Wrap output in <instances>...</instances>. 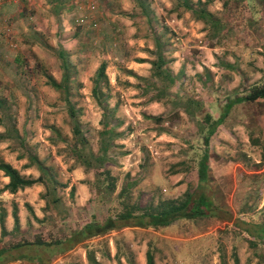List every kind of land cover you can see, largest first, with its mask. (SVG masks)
<instances>
[{"label":"rangeland","instance_id":"374dc122","mask_svg":"<svg viewBox=\"0 0 264 264\" xmlns=\"http://www.w3.org/2000/svg\"><path fill=\"white\" fill-rule=\"evenodd\" d=\"M202 1L209 11L224 12L220 17L232 26L215 35L176 0H127L129 5L122 0H43L44 7L31 5L23 16L0 22V160L37 178L41 172L31 160L37 157L50 172L43 174V182L10 193L0 170V212L7 229L0 234V247L36 236L63 239L92 218L115 216L124 202L155 206L200 190L197 163L205 148V113L213 118L228 98L264 83V17L253 30L241 0H228L225 11V0ZM259 8L264 9V0ZM80 17L85 22L79 23ZM160 55L161 69L173 74L181 88L174 89L165 70L157 72L151 64ZM130 59L152 65L146 77L129 70L142 94L137 89L130 94L134 100L127 101L131 83L102 84L99 103L92 88L100 63L106 73ZM51 79L62 87L52 86ZM213 97L216 104L210 102ZM71 106L86 145L72 132ZM105 110L114 134L103 150ZM223 122L208 142L210 177L202 190L215 206L233 214L235 224L221 212L128 234L112 230L71 252L77 264H82L83 248L99 257L98 264H137L132 242L141 252L145 245L154 264H235L236 258L238 264H264V241L252 236L255 224H264V102L239 104ZM122 188L127 193L120 197ZM110 249L115 257L120 253L130 259L104 257Z\"/></svg>","mask_w":264,"mask_h":264},{"label":"trees","instance_id":"16d2710c","mask_svg":"<svg viewBox=\"0 0 264 264\" xmlns=\"http://www.w3.org/2000/svg\"><path fill=\"white\" fill-rule=\"evenodd\" d=\"M179 6H182L185 10H188L192 15L197 19L202 21L208 28L209 31H213L215 35H219L222 31H226L229 26H232V21H224L220 15L224 12H212L207 9V1L202 0H176ZM241 0V6L249 9L248 0ZM259 1L254 0L253 4L259 7ZM229 1H223L222 9L224 11L227 9ZM232 3V1H230ZM240 3V2H238ZM245 4V5H244ZM226 8V9H225ZM259 12V11H258ZM229 19V18H228ZM246 28H249L247 19H244ZM252 24V23H251ZM252 29L254 30L257 26L252 24ZM263 52V51H262ZM157 70V72H163L161 69L164 60L162 55L158 56L155 61L151 63ZM105 63L101 62L98 66L95 74V80L93 81V94L98 98L99 103H101L103 96L101 85L108 86V78L105 73ZM166 79L168 82H174L170 75L166 72ZM55 79H51V84L54 87H62L60 83H56ZM103 95V94H102ZM262 103L264 102V83L253 84L248 93L236 95L232 98H228L223 105V109L220 112L219 116L216 119H213L209 113H205L204 121L207 124V131L203 136V143L205 148L201 154L198 163H197V177H198V188L197 192H186L182 198L177 199H165L154 205L142 206L137 203H127L124 202L122 209L117 212L115 216H108L103 221H98L95 218L90 219L86 222L80 229L72 232L66 238L63 239H48L44 240L41 236H36L33 241L22 240L20 242H15L10 244L7 247H0V264H6L8 262L23 260L36 264H48L51 262L55 255L62 254L67 250L72 249L78 244L85 242L86 240L95 237L104 235L112 230H118L123 227H161L171 224L176 219L186 218L191 219L198 216L210 215V216H219V213L223 212L226 214V219L235 224V221L232 219L233 214L230 211L219 208L215 206L213 201L206 195V192L202 188H206L209 182V152H208V142L212 134L215 132L216 127L221 124L226 118L229 112L239 104H252V103ZM73 106L69 109V116L71 117L72 132L76 138L80 136V141L82 145L87 144V139L82 135L80 123L77 120L75 113L73 111ZM103 121L100 134L106 135L105 140H102V148L106 150L108 147L107 141L110 138L111 134H114V128H110L109 120L107 119L108 111L103 113ZM262 116V114H259ZM249 116H254L251 113ZM248 116V117H249ZM247 117V115H246ZM161 121V117L155 119ZM79 140V139H77ZM81 150L80 152H82ZM31 160L35 162L41 174L37 178H28L19 172L18 169L13 167L11 164L0 160V170L4 173V176L8 177V182L5 184L4 188L10 193H15L19 189L31 186L36 182H43V174L50 173L49 170L39 161L37 157H31ZM103 174L109 177V171L103 169ZM50 184L54 186L55 180L52 175L49 176ZM110 187V186H109ZM126 189L122 188L119 192V196L122 197L126 194ZM222 216V215H221ZM14 217V228H18L19 222L16 214V210L13 212ZM237 223V221H236ZM238 224V223H237ZM235 226H239L238 225ZM249 224V223H247ZM256 231L252 236L256 239L264 241V227L260 224H255ZM245 230V229H244ZM0 234L3 237L7 234V229L4 225V212H0ZM0 237V242H1ZM19 251L16 255L13 254V251ZM42 252H46L47 255H42ZM86 255L88 260L95 261L92 257L91 252L87 251ZM96 262V261H95ZM97 263V262H96ZM146 264H154L153 255L149 250L146 251ZM222 264H226L222 261ZM235 264H238V259H235Z\"/></svg>","mask_w":264,"mask_h":264},{"label":"crops","instance_id":"0c3cea01","mask_svg":"<svg viewBox=\"0 0 264 264\" xmlns=\"http://www.w3.org/2000/svg\"><path fill=\"white\" fill-rule=\"evenodd\" d=\"M17 1H20V0H0V22H5L6 18L8 16H15V17L19 16V15L23 16V14H24V13H22L23 9L24 8L30 9L31 5H34V8H37V9L39 6L44 7V5L41 6V2L43 0H31V2L27 3V4L23 1H20V3L23 2L21 5L16 4L15 2H17ZM122 1L125 5L130 4V2H127V0H122ZM253 2H254V0H248V6H249L248 11H249V14L251 17V19L248 21H249V23H252L256 26H259L260 23L262 22L261 19L264 17V15H262L264 9L257 7L256 5H254L256 3L253 4ZM132 6H134V5H132ZM121 7L123 9L126 8L123 5ZM15 17L13 18L14 21L16 19ZM150 48H152V47H150ZM143 56H144V58H148V56H146V55H143ZM172 56H174V54ZM151 59L152 58H150V60ZM173 61H174V63H178L179 60L174 59ZM151 63H152V61H151ZM205 66H207V65H205ZM151 67H152V65L150 64V62L148 60H145L143 62H137L133 59L126 61L124 63V66H121V65L120 66H116V65L110 66L106 69V74L108 76L109 85L111 87L116 86V85H117V87H120L119 85L121 83H127V82L131 83L129 85L125 84L128 87L127 88L128 93H125V96L129 94V98L126 97L127 101H133L134 98L131 97L130 94H136L137 89H140V86L136 85L135 83H132V82H134V76H132V74H130L131 72L129 70H131L137 76L146 77V76H148V74H150ZM162 68H163V66H162ZM172 68H173V66H172ZM177 70H178V67H175L174 71H172V72L174 74H177ZM167 73H168V75H170V77L172 79L174 78L173 74L171 75L169 73V71H167ZM171 83H169V84L172 85L174 89H179L182 87V83H172V84ZM140 90H141V94H142V89H140ZM132 96H134V95H132ZM120 97L122 98V95ZM142 99L143 98H137L136 101L139 102ZM116 101L118 102V100H116ZM210 102H214L216 104L214 97H213V101L210 100ZM218 116H219V112L217 111L214 113L213 118L216 119ZM223 123L224 122L219 124L217 126V128L220 126H223ZM6 178L8 179V177H6ZM169 225H167V226H169ZM167 226H162V227H167ZM137 228H140V227H124V228L120 229V232H123V234L134 233V232H137V231H134V229H137ZM85 242H88V240H86ZM85 242H83V243H85ZM81 244H78L75 247H73L72 249L67 250L62 255H60L56 260H54L53 262L48 263V264H77L78 260L76 258H74L73 255H69V254L71 252H73L75 249H79V250L82 249ZM144 244H145V242H144ZM143 247H144V250H142V252H141V250H139L140 248L138 250L136 249L137 248L136 243L132 242V248L134 249V252H135L134 261L137 264H145V262H146V259H144V256L146 257L147 249L145 248V245H143L142 248ZM115 253H116L115 251L110 249L109 254H106L104 257H110V259H112L113 261H116V259H117L121 262H123V261L126 262V258L130 259L125 254L120 256V253H119V257L117 258V257H115ZM68 255H69V257H68ZM94 259L96 262H99V260H100L99 257H95ZM80 260H82L81 261L82 264H89L88 260H86L85 248H83V258H81ZM95 261H91V263L92 264H98ZM128 261H131V260H128ZM7 264H36V263L23 261V260H16L14 262L12 261V262H9Z\"/></svg>","mask_w":264,"mask_h":264},{"label":"built area","instance_id":"2783aa9c","mask_svg":"<svg viewBox=\"0 0 264 264\" xmlns=\"http://www.w3.org/2000/svg\"><path fill=\"white\" fill-rule=\"evenodd\" d=\"M88 8L91 9V10H93V9L95 8V5H94L93 3H90V4L88 5ZM78 22H79V23H83V22H85V17H80V18L78 19ZM93 24H94V23H93Z\"/></svg>","mask_w":264,"mask_h":264}]
</instances>
